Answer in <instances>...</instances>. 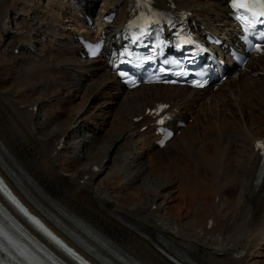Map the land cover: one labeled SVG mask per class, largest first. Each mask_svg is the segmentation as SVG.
<instances>
[{
    "label": "bare ground",
    "instance_id": "obj_1",
    "mask_svg": "<svg viewBox=\"0 0 264 264\" xmlns=\"http://www.w3.org/2000/svg\"><path fill=\"white\" fill-rule=\"evenodd\" d=\"M96 1L49 0L50 7H45L37 6L41 0H0V25L8 22L0 28V150L9 166L38 198L54 202L62 214L87 225L137 264H250L249 253L257 243H264V159L255 149L257 139L264 138V56L251 57L248 70H241L237 79L229 72L228 81L217 91L212 86L197 90L162 84L124 89L105 61L76 58L79 35L113 43L130 16L131 0ZM155 2L170 11H190V24L198 33L211 29L221 31L224 38L233 37L225 0ZM84 12L95 23L94 29L79 17ZM109 12L115 13L112 22L104 19ZM19 13L21 23L15 20L10 26ZM63 13L72 18L61 21ZM52 27H58L60 34L55 37L58 50L43 44ZM37 34L40 46L33 38ZM215 97L233 109L224 114L211 111ZM201 101L205 106L199 105ZM52 102L64 113L63 121L58 122L60 115L49 110ZM158 103L169 104L165 111L172 116L169 125L174 129L163 147L154 139L155 113L147 112L156 111ZM192 104H197L196 109ZM190 117L192 123L187 122ZM177 120L185 125L178 126ZM94 130L108 140L102 143ZM179 143L196 164L194 176L184 154L179 160L171 159V178L147 175L146 153L156 148L163 152ZM134 147L139 151L133 154ZM121 152L132 159L129 170L119 162ZM149 160L156 165L154 158ZM106 165L107 174L98 175ZM209 172L204 196L196 198L201 189L199 174ZM0 174L32 213L99 264L53 228L1 167ZM175 200L184 204L179 222V216L167 212ZM200 200L207 204L204 220L198 214L203 210ZM167 249L185 260L176 261Z\"/></svg>",
    "mask_w": 264,
    "mask_h": 264
},
{
    "label": "rangeland",
    "instance_id": "obj_2",
    "mask_svg": "<svg viewBox=\"0 0 264 264\" xmlns=\"http://www.w3.org/2000/svg\"><path fill=\"white\" fill-rule=\"evenodd\" d=\"M48 1L49 0H41V2H39V4H37V6H39V5H41V4H43V6H49L50 7V5H48ZM99 4H100V2H99ZM96 9H98V4H97V7H96ZM21 14L19 13V14H16L15 15V17H14V20L11 22V23H9V25L10 26H13L14 27V25H15V20H17L18 21V24L19 23H21V16H20ZM66 15V16H65ZM64 15V13H63V18L62 17H60L61 18V21H64L65 19H67V20H69V19H71L72 17H70V14L68 15V14H65ZM60 16H62V15H60ZM59 18V19H60ZM93 21V20H92ZM66 23H69V24H71L72 23V21H68V22H66ZM5 25H8V22L6 21V20H4L3 21V23H1V25H0V28H2V27H4ZM55 28H58V27H52V28H50V30H49V33H50V35L49 36H47L46 37V39H47V41H44L43 40V44H46V45H48V46H46V47H48V49L49 50H51V49H53V50H58L59 49V44H57L58 43V41L56 40L57 38H55L56 37V35H60V34H58V33H56V31L57 30H55ZM91 28V27H90ZM92 29V28H91ZM94 29V28H93ZM15 30H16V28H15ZM26 29H24V31H25ZM33 38H35V40H38V43H39V46H40V41H42L41 40V37L37 34V35H35ZM37 38V39H36ZM40 39V40H39ZM49 39H52V42H51V44L49 45ZM55 39V43H54V40ZM68 42V46L67 47H72L73 46V44H71V43H69V41H67ZM16 53V52H15ZM7 54H6V52H4V55L3 56H6ZM71 55H73V52H71ZM78 56H76V58H77ZM237 88H239V86H237ZM110 97V96H109ZM33 98V97H32ZM110 99H111V97H110ZM200 106H202V105H204L205 106V104L203 103L202 104V101L200 102V104H199ZM206 106L208 107V105H207V103H206ZM191 107H193V108H195L196 109V107H197V104H192L191 105ZM212 107V108H211ZM114 108H116V107H114ZM52 109V110H51ZM231 109H233L231 106H230V103L228 104V103H225V104H221V103H219V100H217V97H215L214 99H212V102H211V106H210V110L211 111H213V112H216V113H218V114H224L227 110H229V111H231ZM48 110V109H47ZM49 110L50 111H56V114H58V115H60L59 116V118H57L56 120L59 122H61V121H63L64 119H65V117H64V113L57 107V106H55V104L52 102V104H50V107H49ZM226 110V111H225ZM246 111H250V110H247L246 109ZM41 113V115L43 114V111H41L40 112ZM237 117V116H236ZM239 117V116H238ZM192 117H190L189 118V120L187 121L188 123H192ZM210 124H212L211 123V121H210ZM214 124V123H213ZM212 124V125H213ZM212 125H211V127H212ZM255 125V126H254ZM210 126V125H209ZM208 125H207V128L208 129H210V127H209ZM229 127H232V123H230L229 124ZM251 128H253L254 130L253 131H255V129L257 128V126H256V124H253V125H251ZM207 129V130H208ZM98 130V129H97ZM96 130H94V132H95ZM92 133V132H91ZM206 134L207 133H209V132H205ZM89 134H90V132H89ZM100 134V135H99ZM98 134V131H96L95 132V136H98L99 138H101V140H102V143H104L105 141H107L108 140V137L106 136V135H102L101 133H99ZM231 135L232 134H229V137H231ZM101 140H100V142H101ZM103 145V144H102ZM166 150H164L163 152H158V148H156V149H153V150H150L148 153H146V156H145V159L147 160L146 162V164H147V166H149V172H147V175H151V174H153L154 173V175H158L159 173H161V174H163V175H167L168 176V178H171V175L174 173V169H172V166H173V162H171L172 160L171 159H175V158H177V160H179L181 157H183V149H182V146H181V144L179 143V144H177V145H173V144H171L169 147H167V148H165ZM110 150V149H109ZM131 150V148H129V151ZM139 150H138V148H136V147H134V149L132 150V152H133V154H134V152H138ZM175 154V155H174ZM120 155H121V157L119 158V162L122 164V166H125V167H123L124 169L128 166V167H130V166H132L133 164H132V159L129 157V156H125V154H124V152H121L120 153ZM185 155V154H184ZM172 156V157H171ZM186 157H187V159H188V162H189V166H190V169H191V171H190V175H192V176H194V174L197 172V167H196V164L193 162V159H191V161H189V157L187 156V155H185ZM124 159H123V158ZM127 157V158H126ZM152 159V158H154V160H155V162H156V165L155 166H151V161L149 160V159ZM168 158L170 159V160H168ZM129 159H131V160H129ZM158 160V161H157ZM131 161V162H130ZM149 161V162H148ZM153 161V160H152ZM167 161V162H166ZM128 163H130V164H128ZM171 163V164H170ZM126 168L127 170H129V168ZM109 168V165H106L101 171H99V173H98V175H102V176H105L106 174H107V169ZM150 168H152V169H150ZM158 168H160V169H158ZM125 169V170H126ZM156 171H155V170ZM154 172H153V171ZM204 171V170H203ZM205 175H207L206 176V182H204L205 181ZM199 174V180H200V182H201V189L196 193V195H195V197L196 198H203V196H204V190H206V187L209 185V183H210V172L208 173V174ZM210 201V198H208L207 199V202H209ZM196 202H197V200H194V208L196 209V207H197V204H196ZM205 202V200H200L199 201V204H200V206H201V208L203 209V210H199V212H198V214H199V218L200 219H203V218H205L206 216V203H204ZM171 206V207H170ZM170 206H168V209H167V212L168 213H171L172 214V216L173 217H177V216H179L178 217V219H176V220H178V222L182 219V217L184 216V214H185V210H184V204H182L181 202H179L178 200H175L174 202H172L171 203V205ZM199 206V207H200ZM198 209V208H197ZM207 211H209V210H207ZM197 212V211H196ZM177 214H180V215H177ZM204 214V215H203ZM204 220V219H203ZM209 226V225H208ZM264 242V241H263ZM259 250H261L262 252L261 253H258V251ZM254 251H252V252H250L249 253V258L247 259V261H248V263H250V264H264V243H263V245H261V244H259V243H257L256 245H255V249H253ZM256 250V251H255Z\"/></svg>",
    "mask_w": 264,
    "mask_h": 264
},
{
    "label": "snow or ice",
    "instance_id": "obj_3",
    "mask_svg": "<svg viewBox=\"0 0 264 264\" xmlns=\"http://www.w3.org/2000/svg\"><path fill=\"white\" fill-rule=\"evenodd\" d=\"M234 3H236V0H233ZM262 3H264V0H261ZM93 55H95V52L92 53Z\"/></svg>",
    "mask_w": 264,
    "mask_h": 264
}]
</instances>
